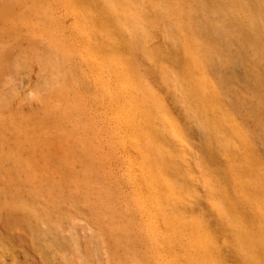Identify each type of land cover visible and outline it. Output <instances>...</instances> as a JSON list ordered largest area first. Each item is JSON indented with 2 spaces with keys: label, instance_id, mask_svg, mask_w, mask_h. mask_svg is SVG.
Listing matches in <instances>:
<instances>
[{
  "label": "rangeland",
  "instance_id": "obj_1",
  "mask_svg": "<svg viewBox=\"0 0 264 264\" xmlns=\"http://www.w3.org/2000/svg\"><path fill=\"white\" fill-rule=\"evenodd\" d=\"M217 2L0 0V264H264V52L222 77Z\"/></svg>",
  "mask_w": 264,
  "mask_h": 264
},
{
  "label": "bare ground",
  "instance_id": "obj_2",
  "mask_svg": "<svg viewBox=\"0 0 264 264\" xmlns=\"http://www.w3.org/2000/svg\"><path fill=\"white\" fill-rule=\"evenodd\" d=\"M216 2H220L221 4L220 8L218 7L219 5L215 6L220 10V13L217 14L218 18H209L210 21H205L204 28L207 29L208 37L214 41L216 46V52L214 54L215 65L218 64L221 67L228 68V71H231L225 76L222 74L221 75L224 79H228L233 84L234 79H236L233 71L236 69L237 65L243 63L246 57L252 56V58H256L260 56V51L264 52V14L262 15V13L257 11V8H254L256 11L254 13L255 15L252 16L253 24L252 26L250 24L246 25L245 22H243V19V21H241L235 17L226 16L227 14L224 15L226 13L224 11L226 10L227 6L236 9L239 7L238 3L232 0H216ZM233 23L236 24V32L238 33L230 35L228 34L226 28L231 26ZM235 35L237 36L236 40L233 38ZM236 45L237 47L233 51L232 47ZM240 79L244 81V76L241 75Z\"/></svg>",
  "mask_w": 264,
  "mask_h": 264
},
{
  "label": "snow or ice",
  "instance_id": "obj_3",
  "mask_svg": "<svg viewBox=\"0 0 264 264\" xmlns=\"http://www.w3.org/2000/svg\"><path fill=\"white\" fill-rule=\"evenodd\" d=\"M182 131L183 132H187L188 131L187 124H185L184 129ZM261 195H262V197H264V192H262ZM261 243H262V246H264V233L261 234Z\"/></svg>",
  "mask_w": 264,
  "mask_h": 264
}]
</instances>
